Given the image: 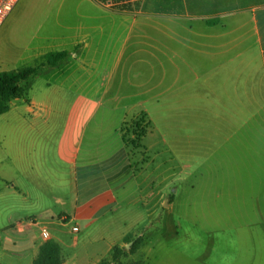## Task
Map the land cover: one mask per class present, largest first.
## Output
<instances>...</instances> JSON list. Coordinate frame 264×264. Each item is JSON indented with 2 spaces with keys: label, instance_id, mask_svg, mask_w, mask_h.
I'll return each mask as SVG.
<instances>
[{
  "label": "crops",
  "instance_id": "1",
  "mask_svg": "<svg viewBox=\"0 0 264 264\" xmlns=\"http://www.w3.org/2000/svg\"><path fill=\"white\" fill-rule=\"evenodd\" d=\"M85 2L90 12L86 15L81 12ZM73 3L75 19L119 23L111 28L100 23L70 26L73 60L65 64L66 96L93 104L85 111L78 104L74 111L80 121L68 158L60 148L66 135L51 158L43 146L39 117L46 122L57 115L54 102L64 95L49 82L44 95L34 93L40 73L0 113V264H32L39 244L46 240L42 228L60 244L63 264H78L89 250L86 246L95 243L83 237L90 223L138 190L134 167L121 152L122 127L129 115L146 116L143 102L158 101L176 90V80L164 86L162 78L168 71L176 70L178 76L182 70V39L195 53V68L202 66L204 54L211 59L209 68L216 63L213 54L237 50L244 55L238 77L242 80L237 83L238 104L244 108L232 114L243 118L242 133L226 142L221 172L216 173L220 162L214 157L212 172L201 175V190L198 179L182 188V264H264V0ZM15 6L0 29V71L44 54L41 45H31L22 32L5 30V24L17 21ZM122 36L121 45L109 39ZM139 69L151 70L150 76L160 70L161 79L140 81ZM10 113L14 114L9 117ZM30 113L34 117L28 120L27 134L22 126L28 124ZM21 127L22 143L14 139ZM202 162L210 164L211 158ZM37 215L50 219L27 221ZM112 246L96 264L110 255Z\"/></svg>",
  "mask_w": 264,
  "mask_h": 264
},
{
  "label": "rangeland",
  "instance_id": "2",
  "mask_svg": "<svg viewBox=\"0 0 264 264\" xmlns=\"http://www.w3.org/2000/svg\"><path fill=\"white\" fill-rule=\"evenodd\" d=\"M75 12L73 0H20L13 10L17 21L5 24V30L22 32L31 45L40 44L44 53L68 50L67 57L57 67L40 72L33 90L44 95L46 83L49 82L57 89V93L64 95L54 102L59 110L57 115L46 122L42 116L39 117L43 127V146L49 158L57 151L56 145L63 135L66 138L60 143V148L68 158L80 121L74 111L78 104L81 107L83 105V111L93 104L73 101L66 96L65 64L67 60H73L69 51L73 48L71 41L74 29L70 26L74 23H100L105 28H111L113 24L119 23L95 21L84 16L75 19ZM81 12L85 15L90 13L87 2L81 7ZM1 26L0 29L4 25ZM109 39L117 41V45H121L124 40L123 36ZM135 39L147 40L148 44L145 45L151 43L147 38ZM183 41L182 70L178 76L176 70L168 71L162 78L164 86L176 80V90L158 101L143 102L146 116L129 115L123 124L121 152L134 167L138 190L113 204L111 210L100 215L98 221L90 223L83 237L95 243L86 246L89 250L82 253L83 258L79 259L78 264H96L99 258L107 254L109 245L123 247L120 261L110 264H182V188H189L198 179V189L201 190V175L209 176L206 172H212L214 157L218 156L220 162L216 173L223 170L228 140L242 133L243 118L232 114L244 108L237 99L238 92L241 93L237 83L242 80L239 74L244 68V55L237 54V50L213 54L216 63L213 68H209L211 59L204 54L202 66L195 68V53ZM168 54L172 52L168 51ZM251 55L257 63L256 56ZM33 63L35 61L21 65ZM150 72L148 69L136 70V79H161L160 70H155L153 76H150ZM33 117V114H27V121ZM22 127H26L27 134H30L29 121ZM22 127L19 135L14 137L20 143ZM208 135L212 137L207 139ZM238 151L242 153V150ZM208 158H211L210 164L202 162ZM43 169L45 174V167ZM40 216L44 220L50 219V216ZM121 235H124L122 240ZM132 237L142 239L141 246L133 252L130 251ZM104 259L109 260L110 255Z\"/></svg>",
  "mask_w": 264,
  "mask_h": 264
},
{
  "label": "trees",
  "instance_id": "3",
  "mask_svg": "<svg viewBox=\"0 0 264 264\" xmlns=\"http://www.w3.org/2000/svg\"><path fill=\"white\" fill-rule=\"evenodd\" d=\"M68 55V50H52L41 55L35 63L0 71V113L9 108L10 99L21 95L29 85V80L40 73L45 67L57 65ZM123 130V127H122ZM130 251L141 246V237L131 238ZM123 247L114 246L110 259H102L98 264H110L120 261ZM32 264H63L60 244L52 238H47L39 244L37 254Z\"/></svg>",
  "mask_w": 264,
  "mask_h": 264
},
{
  "label": "built area",
  "instance_id": "4",
  "mask_svg": "<svg viewBox=\"0 0 264 264\" xmlns=\"http://www.w3.org/2000/svg\"><path fill=\"white\" fill-rule=\"evenodd\" d=\"M18 1L19 0H0V26L4 23L9 13L12 11ZM41 220L42 217L40 215H37L35 217L29 218L27 221L35 223L36 221ZM41 237L46 239L49 237V231L46 228H42Z\"/></svg>",
  "mask_w": 264,
  "mask_h": 264
}]
</instances>
